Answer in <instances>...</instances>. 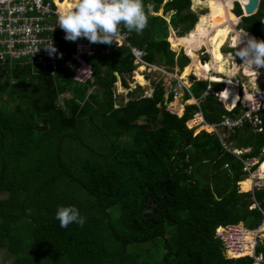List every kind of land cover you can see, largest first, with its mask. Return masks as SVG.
Masks as SVG:
<instances>
[{
  "label": "trees",
  "instance_id": "1",
  "mask_svg": "<svg viewBox=\"0 0 264 264\" xmlns=\"http://www.w3.org/2000/svg\"><path fill=\"white\" fill-rule=\"evenodd\" d=\"M63 1L69 10L76 0ZM87 1L77 0L75 9ZM190 1L114 0L93 15L128 32L129 44L143 50L147 63L178 71L189 64L181 77L190 70L201 77L196 50L185 44L188 55L179 40L197 19ZM231 2L239 17L235 27L252 35L253 47L264 46V0L249 15L237 1L206 0L208 11L198 20L207 30V73L234 70L224 69L222 56L213 52L230 33L216 30L229 26ZM169 28L190 63L183 52L175 54L176 42L168 46ZM72 43L61 48L70 51ZM93 44L91 80L84 83L71 80L67 56L51 73L24 59L0 64V250L11 257L9 264H251L249 256L225 258L213 230L236 223L254 229L264 222V188L247 191L243 169L245 160H264V112L258 113L260 131L245 121L238 128L217 127L221 139L204 130L193 134L196 126L186 122L195 113L216 124L241 111L239 102L224 106L223 93L231 87L188 76L181 98L196 104H183L180 115L165 108L174 94L164 97L160 79L148 98L139 85L127 90L125 100L117 98L113 73L127 88L135 66L129 49L103 53L104 36ZM237 45L243 47L241 35ZM254 252L264 260V241Z\"/></svg>",
  "mask_w": 264,
  "mask_h": 264
},
{
  "label": "built area",
  "instance_id": "2",
  "mask_svg": "<svg viewBox=\"0 0 264 264\" xmlns=\"http://www.w3.org/2000/svg\"><path fill=\"white\" fill-rule=\"evenodd\" d=\"M62 1V0H57ZM113 0H88L85 5L75 9L77 1L65 13L58 11L54 0H0V64L8 59H24L30 63L49 67V73L55 70L57 61L67 56L66 64H71V80L84 83L91 80V66L88 62L97 54L93 49V43H98L99 37L106 38L103 53H108L116 47H126L132 56V63L135 65L132 70L131 84H139L134 75L139 73L137 68L143 71L156 72L170 77L171 85L163 86V90H171L173 94L188 88V83L183 81L181 76L173 75L163 67H158L143 60V50L137 46L129 44V33L118 28L111 27L105 17L98 20L93 12L104 10L112 5ZM72 12L74 15L71 16ZM72 43L70 51L61 48V45ZM144 74L141 73V77ZM114 82L116 94V84H118L126 94L127 90L122 88L117 76ZM148 89L143 90L142 97H150L152 84ZM236 88V85L234 86ZM248 100L243 102L239 98L241 111L234 117L222 116L218 123L206 124L199 113L194 114L193 125L202 123L208 126L210 132L217 133V127L233 129L241 127L247 121L252 127L260 131L258 127V113L264 112V89H259L255 94L249 93ZM125 100V99H124ZM195 102V101H194ZM196 104V102H195ZM115 106V105H114ZM231 106H225L228 110ZM234 154L241 151L233 149ZM264 153V145L261 147ZM243 161V169L248 173L251 186L248 190L264 188V169L259 166L264 160L259 162L254 170L249 167L257 162ZM214 238L221 245L225 258H238L249 256L252 258L251 264H264L260 254H255V247L264 241L263 223L254 229H246L241 223L217 225L213 230Z\"/></svg>",
  "mask_w": 264,
  "mask_h": 264
},
{
  "label": "rangeland",
  "instance_id": "3",
  "mask_svg": "<svg viewBox=\"0 0 264 264\" xmlns=\"http://www.w3.org/2000/svg\"><path fill=\"white\" fill-rule=\"evenodd\" d=\"M233 1H237L239 3L241 2L240 0H233ZM231 8H232V2L230 4V6H229L228 11H229V14H231L236 19L235 24L232 26L233 27V31L234 32H238L240 29H237L235 26H236V24L239 21V17H235L231 13ZM189 9L194 14H196V18H197L196 22H197L198 18L202 14H204V13H206L208 11L206 0H199V1L191 0ZM241 12H242V9H241ZM159 13H160V11H158L157 14H159ZM165 18H167V17H165ZM196 22L194 23L192 28L188 32H186L183 36L189 34V32L194 29V26H195ZM222 24L223 23H221V25ZM228 27L224 28L223 30L227 29ZM206 33H207V30L203 26V20L200 18V21H199V24H198L197 28L195 29L193 34L189 37L188 41L186 43H182V42L181 43L184 44V45L188 44V45H190V47L193 50H196V52H197L196 53V61L197 62L201 63V59H200L201 56L206 54L207 55V60H206L205 63L207 64V61H210V55H209L210 52H208V46H207V42H206ZM210 33H212V31H210ZM169 36H172L171 32H168L166 40L167 39L169 40V38H168ZM230 36H231V33H228L227 37L225 38L223 43L218 48V50L220 51V54H221V56H222V58L224 60V69H228V68L230 69L232 67L234 68V72L233 71H232L233 73L231 72L232 75L230 77L231 81H233V84L229 85L227 83H224V85L227 86V87H231L232 90H230V91H233L234 89L238 88L237 91L240 90V94L238 93L239 97H242L244 92H247V93H252L253 92L255 94L257 91H259V89H264V67H262L261 64H260L259 54L257 52L258 59H254L252 56L249 55L247 57L246 63L243 64V61H241L242 58L240 57V55H238L236 53L235 48L233 46H231L229 41H228V38ZM174 39H175L174 37L170 38L171 41L178 43L177 41H174ZM168 40H167V42H168ZM170 40L168 42V46L169 47H170V44H173V42H171ZM250 44H251V41H250ZM177 45H180V44L178 43ZM228 47L232 49L231 52H222L221 51L222 48H228ZM183 49L184 48H182L181 45H180V46L174 47L173 51L175 52V54H177L179 51H181V52H183L185 54L184 50L185 49L189 50V48L186 45H185V49L184 50ZM213 52L216 53L217 51H213ZM186 53H188V52L186 51ZM188 60L191 62V59H188ZM243 66H246L245 67L246 70L251 71L253 74L252 75H247L246 73H244L243 72ZM182 69L180 71H178V72L176 71L177 76H181L180 73H182L181 72ZM214 73L215 72H213L211 70V71L208 72L206 77H198V76H196L194 74V72L192 70H190V72L186 76L183 77V81H187L188 76H190V75L191 76H195L196 78H199V79H210L209 75H212L214 77H216L217 75L218 76H221V75L223 76V74H218V73H215V75H213ZM145 75L150 77V81L148 80V82L151 83V84H152V81L156 80L158 77L161 80L164 79V80H162L163 82H165V79L170 81V77L168 75H163V74H160V73L156 74L155 72H152V73H149V74L146 73ZM251 77H254V78H251ZM135 78H136V75H135ZM125 79L128 81L127 77ZM214 79H217V78H214ZM137 82H139V81L137 80ZM234 85H236V88L234 87ZM113 90L115 91V85H114ZM116 92H117L116 94H118L117 98H119V97L123 98L124 97V99H125V94H124V92H122L120 87L116 88ZM65 94L66 93H63V94H61V96H65ZM177 94L178 93H176V94H174L172 96L171 101H168V102L165 103V108L168 109L169 111L175 113V114H179L180 115V113L182 112L181 111V107H183V103L181 102V99H180V93L178 95ZM242 98H244V96ZM186 103L189 104L190 101L186 102ZM224 106H227V105L225 104ZM192 121H194V118L189 120V121H187L186 125L188 127L195 126V125H193ZM204 126L205 125H198V126L194 127L193 134L197 133L199 130H204L205 132H210V129L209 128L205 129ZM252 161H254V160H252ZM249 181H250V179H249ZM237 188H238V191H241L239 189V185H238ZM10 259H11V257L4 251V249H1L0 250V264H9Z\"/></svg>",
  "mask_w": 264,
  "mask_h": 264
},
{
  "label": "bare ground",
  "instance_id": "4",
  "mask_svg": "<svg viewBox=\"0 0 264 264\" xmlns=\"http://www.w3.org/2000/svg\"><path fill=\"white\" fill-rule=\"evenodd\" d=\"M243 2H240V4H244L246 1L245 0H242ZM56 5H57V8H58V11H60L61 13H65L66 12V9L62 10L61 8V5L62 3L59 2V4H57V2L55 1ZM229 20V27L227 28V30L232 34L230 37H229V43L231 46H233L235 48V51L238 55H240V57L242 58L241 61H243V64L246 63L247 61V57L250 55L252 56L254 59H258V54H257V49L253 48L250 44V35L242 32V30L238 31V32H234L233 31V25L235 24L236 22V19L232 16V17H228ZM231 20H233L232 22H230ZM216 30V29H214ZM193 31V30H192ZM191 31V32H192ZM216 31H223V30H216ZM241 35L242 37V41H243V47L241 46H238L237 45V41L239 39V36ZM189 39V35H185L183 36L182 38H180L179 40L182 42V43H186ZM214 42V41H212ZM228 43V44H229ZM216 44H217V41H216ZM206 62V61H205ZM204 62V63H205ZM254 64V63H253ZM195 67H196V73L198 75H200L201 77H206L207 76V72L204 70V67H203V64L200 63V62H197L195 61ZM246 66H243V72L246 73L247 75H252L253 73L251 71H248L246 70L245 68ZM213 71V70H212ZM214 72V71H213ZM255 72V71H254ZM245 75V74H244ZM218 76V75H217ZM214 77L212 75H209L210 77V80H215V81H220V82H223V83H227V84H233V81H231V79H222L221 76H218V77ZM214 78H217V79H214ZM254 78V77H252ZM232 90V89H231ZM232 91H228V93L226 94L225 96V92L223 93V101L224 103L227 105V106H233L235 101L237 100V94L235 93V90H233V93ZM231 94V95H230ZM243 97V96H242ZM250 97V96H249ZM243 102H245L244 98H242ZM205 129L209 128L208 126H205L204 127ZM259 169L260 170H263L264 169V163H262L260 166H259ZM251 186V182L249 180H246V185H245V188L248 190Z\"/></svg>",
  "mask_w": 264,
  "mask_h": 264
},
{
  "label": "crops",
  "instance_id": "5",
  "mask_svg": "<svg viewBox=\"0 0 264 264\" xmlns=\"http://www.w3.org/2000/svg\"><path fill=\"white\" fill-rule=\"evenodd\" d=\"M54 1H56L57 4H59V1H57V0H54ZM62 1H63V0H62ZM62 1H60V3H62V4H60V5H61V8H62V10H63V12H64V10H65V7H64V1H63V2H62ZM76 1H77V0H76ZM66 11H67V10H66ZM216 17H219V16H216ZM223 17H225V16H223ZM225 18H226V17H225ZM226 20H227V18H226ZM198 21H199V20H198ZM227 22L229 23V20H227ZM230 22H231V21H230ZM170 31H171L172 36H169V38L174 37L175 35H174V33H173V31H172L171 28L169 29V32H170ZM225 31H228V30L225 29V30L221 31L220 33H218V35L221 34V33H223V32H225ZM190 33H191V32H190ZM190 33H189V34H190ZM189 34H188V35H189ZM174 38H175V37H174ZM169 40H170V39H169ZM169 40H168V41H169ZM170 41H171V40H170ZM216 41H217V39H216ZM170 43H171V42H170ZM173 44H174V43H173ZM177 44H178V43H176V45H177ZM217 44H218V41H217ZM180 45H181V47L183 48V45H182V44H180ZM180 45H178V46H180ZM218 46H219V44H218ZM184 48H185V47H184ZM218 48H219V47H218ZM183 50H184V49H183ZM186 51L188 52L187 54L190 55V51H188V49H187ZM184 52H185V50H184ZM217 53H218L219 55H221V54H220V51H219L218 49H217ZM185 54H186V53H185ZM187 54H186V55H187ZM188 55H187V56H188ZM188 57H189V56H188ZM189 59H190V58H189ZM189 63H190V61H189ZM188 65H189V64H188ZM188 65H187V66H188ZM184 68H185V67H184ZM184 68H183V69H184ZM133 69H134V68H133ZM133 69H132V70H133ZM183 69H182V71H183ZM132 70H131V72H130L129 77H127V78H128V81L126 80V82H127V86H128V87H127V88H124V89H126V90H131V89H133V88L135 87V85H139L140 87L143 88V90L148 89L149 86H151V85H148V83H149L148 80L150 81V77L147 76V75H145V74H146V73H147V74L152 73V71H151V72L143 71V70H141V68H137V69H135V70H137V71L139 70V73H137L136 78H135L136 80L139 81V82H138L139 84H135L134 86H132V85H133V84H131V79H132V74H131V73H132ZM166 70L168 71V73L173 74V75H177L176 71L178 72L177 67H173L171 70H168V69H166ZM172 71H173V72H172ZM182 71H181V72H182ZM213 71H214L215 73H218L217 70H214V69H213ZM232 71L234 72V70H232ZM232 71H230V73L228 72V73L226 74V76H224V75L222 76V75H221V78H224V79L229 78V79H231L230 77H231V75H232V73H233ZM231 72H232V73H231ZM141 73L144 74L143 77L139 76V75H141ZM155 73H156V72H155ZM113 74H114V76H117V77H118V75H116L115 72H114ZM156 74H157V73H156ZM180 74H182V73H180ZM218 74H221V73H218ZM134 77H135V75H134ZM118 79H119V77H118ZM158 79H159V77H158L156 80L152 81V82L154 83V82L157 81ZM160 80H161V79H160ZM162 80H164V79H162ZM162 80H161V82H162V85H163V86H166V87H167L169 84L171 85V82H170L169 80H166V79H165V82H163ZM163 83H164V84H163ZM149 84H151V83H149ZM120 85H121V84H120ZM117 87L119 88L120 86H119L118 84H116V88H117ZM121 87L123 88L122 85H121ZM142 92H143V91H142ZM166 93H167V91L164 90V97H165V94H166ZM179 93H180V99H181V102H182L183 104H187L186 102H189V101H190V103H193V100H194L193 98H189V99H187V100H185V101H182V98H181L182 91H179L178 94H179ZM232 93H233V91H232ZM232 93H231V94H232ZM178 94H177V95H178ZM231 94H230V95H231ZM243 96H244V94H243ZM249 96H250V95H249ZM245 101H246V100H245ZM182 108H183V107H181V111H182ZM180 114H181V113H180ZM176 115H179V114H176ZM253 160H255V159H253ZM246 180H249V179H246ZM246 180H244V181H246ZM244 181H242V182H244ZM238 182H239V181H238ZM240 183H241V182H240ZM241 192H244V191H241ZM262 223L264 224L263 221H262ZM262 223H261V224H262ZM263 227H264V226H263Z\"/></svg>",
  "mask_w": 264,
  "mask_h": 264
},
{
  "label": "water",
  "instance_id": "6",
  "mask_svg": "<svg viewBox=\"0 0 264 264\" xmlns=\"http://www.w3.org/2000/svg\"><path fill=\"white\" fill-rule=\"evenodd\" d=\"M257 3H258V0H247L241 6L240 3L238 2L239 6H240V8L242 9V12H243L242 15L252 14L256 10V8H257ZM185 12H186V10L184 9V10L181 11V14H184ZM244 33L250 35L248 32H244ZM250 38L252 40V36L251 35H250ZM255 49H257V52L259 54L260 64L264 67V46L255 47Z\"/></svg>",
  "mask_w": 264,
  "mask_h": 264
},
{
  "label": "clouds",
  "instance_id": "7",
  "mask_svg": "<svg viewBox=\"0 0 264 264\" xmlns=\"http://www.w3.org/2000/svg\"><path fill=\"white\" fill-rule=\"evenodd\" d=\"M163 1H165V0H163ZM170 29V28H169ZM169 32V31H168ZM171 32V31H170ZM244 32V31H243ZM250 34V33H249ZM251 35V34H250ZM252 36V35H251ZM251 39V38H250ZM253 39V38H252ZM251 41V46L253 47V45H252V40H250ZM253 48H255V47H253ZM197 53V52H196ZM184 54V53H183ZM184 55H186V54H184ZM187 56V55H186ZM188 57V56H187ZM189 59V58H188ZM201 63H204V62H201ZM152 65H154V64H152ZM155 66H157V65H155ZM262 66V65H261ZM135 67V66H134ZM158 67H162V66H158ZM263 67V66H262ZM209 71H211V70H209ZM208 71V72H209ZM116 74V73H115ZM117 75V74H116ZM213 75H215V73L213 74ZM195 77V76H194ZM196 78V77H195ZM183 79V78H182ZM196 79H199V78H196ZM206 80H209V81H214V82H220V81H215V80H210V79H206ZM187 83H188V86H189V82H188V79H187V81H186ZM220 83H223V82H220ZM224 84V83H223ZM235 86V85H234ZM235 90V93L237 94V100L235 101V102H239L238 100H239V96H238V92H237V89H234ZM195 100H193V103H195L194 102ZM240 103V102H239ZM224 104V103H223ZM235 104V103H234ZM225 105V104H224ZM198 125H203L202 123H200V124H198ZM198 125H195V126H198ZM255 159V158H254ZM257 163V162H256ZM255 163V164H256ZM258 164H256V166H257ZM247 178H248V176H247ZM247 191H250V190H247Z\"/></svg>",
  "mask_w": 264,
  "mask_h": 264
}]
</instances>
